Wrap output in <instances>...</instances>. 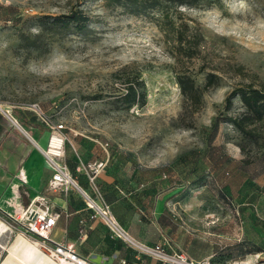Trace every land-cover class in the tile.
<instances>
[{
    "label": "rangeland",
    "instance_id": "obj_1",
    "mask_svg": "<svg viewBox=\"0 0 264 264\" xmlns=\"http://www.w3.org/2000/svg\"><path fill=\"white\" fill-rule=\"evenodd\" d=\"M71 8L89 16L88 30L71 29L62 38H49L46 52L19 47L22 33L39 30L40 17L57 16ZM177 9L176 20L186 21L190 31L203 35L198 56L181 62L175 60L170 39L157 25L160 12L155 9L136 15L103 0H0V103L10 107L11 115L19 109L29 117L31 128L16 120L33 146L34 138L46 144L45 137L39 138V129L52 122L64 123L76 147L65 148V161L83 188L87 185L78 179L84 175L72 168L76 154L84 159L104 157L96 143L107 141L111 159L102 172L106 188L96 178L101 196L111 211L113 207L127 215L132 207L140 223L165 226L163 235L169 237L159 236L164 245L168 240L176 252L185 246L196 255L209 254L204 259L210 264H264L261 255L237 260L221 255L238 257L250 241L264 239V172L248 178L249 167L264 168V122L258 124L257 140L241 135L229 121L210 135L214 117L237 116L245 110L238 95L232 107L224 109L229 92L249 81L264 84V0H189ZM125 65L138 71L144 81V105L126 108L118 99L123 85L113 74ZM179 72L189 74L204 92L203 106L194 115L184 110L176 82ZM209 73L217 76L216 82L205 88ZM32 103L45 116L29 109ZM8 125L15 127L10 121ZM125 175L132 176L130 182L123 180ZM85 190L99 201L89 186ZM43 191L54 192L47 184ZM56 193L66 198L69 211L86 207L75 186ZM157 207L164 209V218H154ZM84 212L83 234L99 220L107 242L122 239L103 219H90V210ZM0 216L10 222L1 212ZM73 228L79 233L76 218ZM50 237L67 242L64 217ZM75 246L93 264H118L127 258H108V262L99 255L101 262L79 238ZM141 257L146 263L152 259L143 252Z\"/></svg>",
    "mask_w": 264,
    "mask_h": 264
},
{
    "label": "trees",
    "instance_id": "obj_2",
    "mask_svg": "<svg viewBox=\"0 0 264 264\" xmlns=\"http://www.w3.org/2000/svg\"><path fill=\"white\" fill-rule=\"evenodd\" d=\"M109 5H119L124 8L127 13L130 14H142L152 10H157L160 15L157 17V25L164 31L165 35L170 39L172 43L174 58L178 62L184 59L190 60L197 57L201 47V41L203 35L199 31H190V26L184 20L177 21L180 11L177 7L180 5H186L189 0H103ZM39 30L36 33H22L20 35L19 47L32 48L41 52L48 50V42H45L49 38L64 37L69 30L75 29L77 31L88 30L89 16L82 9L71 8L67 13H62L57 16L43 15L38 20ZM129 65L123 66L117 70L113 76L119 80L123 85V91L118 93V99L121 101L124 107L130 108L134 105H144L146 103V90L143 79L140 73L135 69H130ZM238 70H242L241 66L237 67ZM217 76L213 73H209L205 88H208L215 84ZM176 82L180 88V92L184 97V110L190 115L198 112L204 103L203 90L199 88L194 79L186 72L177 73ZM238 95L241 101L244 111L237 116H216L213 119L210 126V135H214L218 130L219 125L222 122L229 121L237 129V131L252 140H257L261 133L257 131L259 123L264 122V84L256 85L253 81L244 83L243 85L233 89L224 98V109L229 110L233 104V97ZM19 109L14 110L13 116L20 115ZM1 114V113H0ZM25 124H28V117L20 116ZM49 130L48 127L44 128ZM43 130V129H42ZM74 137L77 135H73ZM107 142V141H106ZM108 143V142H107ZM69 141H66V147H73ZM101 150L100 144L96 143ZM109 145V144H108ZM104 157L84 159L80 154H76L73 165V172L79 159L84 162L107 159L105 168L108 166L111 159V153L105 152ZM264 158V157H263ZM264 160V159H263ZM246 160L242 159L244 164ZM67 164V163H66ZM104 168V170H105ZM103 170V171H104ZM250 173L248 178L255 179L258 175L264 172V168L261 166L256 168L254 165L249 167ZM85 176L84 173H78ZM86 177V176H85ZM86 184L88 180L86 178ZM80 184V183H79ZM97 184V181H96ZM107 202V201H106ZM108 203V202H107ZM109 204V203H108ZM164 218L161 214L159 219ZM262 244L264 243L261 241ZM264 246L257 247L255 250H261ZM180 252V251H179ZM224 259L237 260L241 257H234L230 254H221Z\"/></svg>",
    "mask_w": 264,
    "mask_h": 264
},
{
    "label": "crops",
    "instance_id": "obj_3",
    "mask_svg": "<svg viewBox=\"0 0 264 264\" xmlns=\"http://www.w3.org/2000/svg\"><path fill=\"white\" fill-rule=\"evenodd\" d=\"M20 116H24L23 113L20 112L19 116L13 117L15 119L17 118L26 128H31L33 124L29 117L28 124H25ZM6 118L2 114H0V212L4 215L9 213L12 214L16 209L24 208L34 198L42 196L53 203L55 207H58L63 211L61 217L57 221V224L64 217V224L66 225L68 234L66 243H73V245L75 246V240L76 238H79V242L86 243L87 247L90 249V252H92L93 255H97L99 259L100 255L101 257L106 258L104 261L109 262L108 258L113 259L126 256L127 258L124 259L132 262L131 259H134L136 253H134V251H132L122 242L127 241H125L124 239H113L112 242H107V233H104V231L102 230V223L99 220H95L90 224L88 234L84 233V235L82 236L79 235L81 228L79 229V233L78 230L76 232L77 228H73V219L76 218L78 222L81 218L86 219V217H84L85 212L81 213V211H85L87 207L75 208L74 211H69V206L66 198L61 196L59 193H56L57 191L50 193L43 191L44 186L47 184L52 173L51 169L48 167L45 161L44 156L40 151V148H43L45 146H42L39 142L40 139L39 141H37V138H34L33 146L26 137L28 136V133L26 131H23L22 129H19L14 124L13 125L15 127H12V125H8L10 120L7 118L9 120L7 121ZM38 135L39 138L41 137V139L45 137L47 141L48 130L39 129ZM74 149H76L75 145ZM102 172L97 176V181L98 183H100V186L104 188V175ZM131 177L132 176L130 175H125L123 180L125 182H130ZM109 178L111 179V177ZM79 180H81L85 184L87 182L85 176H81L78 181ZM86 185V188H83L80 185L79 186L83 190H85L88 188V186L90 187L89 184ZM119 191L123 192V190L120 188ZM106 192L107 191H105V193ZM106 196L108 199H110V196L107 193ZM111 203L113 204V201H111ZM163 210L164 209L162 207H157L156 210L153 211V213L155 214L154 218L159 219V217L163 213ZM111 213L117 222L120 221L121 224L119 222L118 224L137 243L146 245L148 247H161V245L163 244V247H161L162 250L166 249L169 251H174L168 240L167 245H164L166 243H161L162 238L159 236H162L164 240H166V237H169L167 236V234H165L166 236L163 235L164 229L166 228L165 226L159 225L158 227L156 226L155 222L140 223L141 221L137 217L132 207H128L127 215H121V213L116 211L113 207ZM73 214L78 215H76V217H72ZM55 227L53 228V230L55 229ZM126 228L128 229V231L126 230ZM54 241L59 240L54 239ZM260 246H264V243H258L255 240L250 241V246L248 247V249L243 251V253H240L238 256H264V248H261V250H255ZM75 250L79 255L81 254V252L79 253L76 249V246ZM179 251L185 253L188 257L196 261L202 260L209 255L206 253L196 255L195 253L191 252L188 247L185 246H183V248H179ZM100 261L102 262L103 260L100 259ZM152 261H154V259L150 260V262Z\"/></svg>",
    "mask_w": 264,
    "mask_h": 264
},
{
    "label": "built area",
    "instance_id": "obj_4",
    "mask_svg": "<svg viewBox=\"0 0 264 264\" xmlns=\"http://www.w3.org/2000/svg\"><path fill=\"white\" fill-rule=\"evenodd\" d=\"M29 109L36 112L39 117L45 116L44 111L37 103H32L28 106ZM2 112V111H1ZM9 119H16L11 115L2 112ZM48 137L46 145L40 148L42 155L48 167L51 169V177L47 182V187L53 191L61 190L67 192L70 186H75L84 197L87 209L90 210L89 218L95 219L100 217L104 222L114 231L115 235L127 241L131 246L137 249L135 254L134 264H210L208 260L196 261L188 257L183 252L174 251L172 254L163 252L160 247H142L137 246L129 234L118 224L111 213L110 205L103 199L100 194L99 188L96 184L97 176L104 170L107 159H99L84 162L82 159L78 160L75 166V171L78 173H84L88 183L93 190L96 197H99V201L95 200L91 195L83 190L75 179L72 178L68 165L65 161V143L71 140L65 133L64 123L61 121L52 122L47 124ZM73 135H77L74 133ZM98 142L97 140H95ZM102 149L108 151V143H98ZM73 145V144H72ZM74 148V146H73ZM36 204V209L32 208V205ZM33 212L35 215L33 216ZM62 210L55 207L53 203L42 196L34 198L24 208L16 209L12 214H6L11 226L18 232L23 233L28 238L38 241L43 249L51 254V257L57 262H65L66 264H93L86 258L79 255L73 243H63L54 241L51 239V233L56 226L58 219L62 215ZM85 218L79 220L81 229L83 232L85 228ZM84 235L83 233L81 236ZM137 243V242H136ZM140 244V243H139ZM150 250V251H149ZM145 253L152 256L154 261L146 263L141 257V253ZM58 262V263H59ZM118 264H131L127 259H120Z\"/></svg>",
    "mask_w": 264,
    "mask_h": 264
},
{
    "label": "water",
    "instance_id": "obj_5",
    "mask_svg": "<svg viewBox=\"0 0 264 264\" xmlns=\"http://www.w3.org/2000/svg\"><path fill=\"white\" fill-rule=\"evenodd\" d=\"M9 120L13 124V121L11 119ZM15 126L18 127L17 125ZM36 207V204L32 205L33 209H36ZM34 215L35 212H33V216ZM18 241H21L28 250L35 254L36 257L33 256L32 259H29L32 262L28 261L22 253L15 249L14 246ZM10 255L15 257L21 264H58V262L51 256L35 246L29 238L17 232L3 218L0 217V264H8V262L19 264L12 260Z\"/></svg>",
    "mask_w": 264,
    "mask_h": 264
},
{
    "label": "bare ground",
    "instance_id": "obj_6",
    "mask_svg": "<svg viewBox=\"0 0 264 264\" xmlns=\"http://www.w3.org/2000/svg\"><path fill=\"white\" fill-rule=\"evenodd\" d=\"M10 107L9 106H6V105H2L1 103H0V110L2 111V112H4V113H6L7 115H9V111H10V109H9ZM12 121H13V124L14 125H17L20 129H22L23 131H25L24 130V128L22 127V126H20V124L17 122V121H15L14 119H12ZM19 233H21V232H19ZM21 234H23V233H21ZM24 235V234H23ZM27 237V236H26ZM28 238V237H27ZM30 240H31V242L35 245V246H37L38 248H40L42 251H44L45 253H47L49 256H51V254L49 253V252H47L45 249H43L42 247H41V245L38 243V241H36V240H33V239H31V238H29ZM137 246H139V247H142V248H144V249H147L146 247H143V245H141V244H139V243H136V242H134ZM15 249L17 250V251H19L20 253H22L23 254V256L28 260V261H30L29 259H32L33 258V256H35V254L34 253H32V251H30V250H28L27 249V247H25L24 246V244L21 242V241H18L16 244H15ZM150 251V250H149ZM10 257L12 258V260H14L15 262H17V263H19V264H21L15 257H13L12 255H10ZM36 257V256H35ZM40 260V259H39ZM30 262H32V261H30ZM59 262V261H58ZM8 264H13L12 262H8ZM58 264H66L65 262H59Z\"/></svg>",
    "mask_w": 264,
    "mask_h": 264
}]
</instances>
